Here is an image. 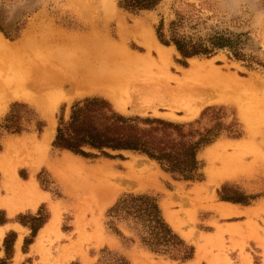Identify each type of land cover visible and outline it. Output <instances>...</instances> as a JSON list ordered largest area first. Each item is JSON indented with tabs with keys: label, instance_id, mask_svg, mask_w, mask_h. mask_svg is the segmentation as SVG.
Listing matches in <instances>:
<instances>
[{
	"label": "rangeland",
	"instance_id": "374dc122",
	"mask_svg": "<svg viewBox=\"0 0 264 264\" xmlns=\"http://www.w3.org/2000/svg\"><path fill=\"white\" fill-rule=\"evenodd\" d=\"M118 1L0 0V25L11 34L19 32V37L12 39L1 30L0 33L7 40L16 41L32 33L35 25L78 36L96 29L114 42L125 44L133 53L147 54L136 31L141 33L147 29L159 40L156 34L159 21L164 18L168 25L175 18V11L180 10L190 16L183 28L185 33L203 38L220 33L237 41L242 56L236 57L228 46L216 49L210 56L184 58L174 45H165L159 40L169 46L171 52L166 75H182L193 59L212 61L224 72L250 79L253 92L260 98L264 96V0H162L154 9L141 11L126 10ZM121 27L130 33L123 37ZM150 54L156 57L155 51ZM171 85L174 86V81ZM52 91L31 88L33 98L14 97L0 105V123L16 101L33 107L45 123L40 132L35 123L22 133L4 131L0 140V154L8 153L7 158L0 161L5 164L4 169L0 167V200L9 199L8 205L15 208L11 212L0 205V219H7L0 223V261L6 257L4 239L8 232L15 231L17 237L8 264H95L104 250L125 257L130 264H264V119L257 120L261 121L257 128L248 127L242 107L231 100L199 103L198 110L189 116L182 105L170 107L159 103L156 109L144 111L132 107L120 109L106 95L91 92L63 96L53 110L51 127L42 105L47 101L46 94ZM86 96L104 97L125 115L158 117L177 123L194 122L207 107H223L224 121L229 123L237 119L242 134L231 137L224 131L215 142L199 151L202 177L197 180L175 179L157 161L132 151H122V157L75 154L83 159L87 168L108 170L95 177L89 174L86 177V173L81 172L80 178H76L59 163L68 150L54 147L53 140L61 107L66 105L64 115L68 118L72 103ZM196 104L197 99L193 106ZM203 124L209 125L210 121L203 119ZM49 128L51 137L45 140ZM8 142L13 143L10 148H7ZM236 142L243 145V150L233 155V163L209 160L207 151L215 143ZM227 151L231 153L232 146H227ZM41 153L46 155L45 161L34 162ZM227 166L228 176L225 174ZM9 168L18 180L15 181L22 187L32 183L35 192L25 194L16 187H7L4 170ZM54 168L68 175L59 174ZM224 170L221 177L219 173ZM210 174L216 180L209 182ZM31 177L35 184L28 180ZM203 186L207 190L202 192ZM131 192L150 194L158 199L166 221L194 247L192 258L180 260L151 250L141 242L132 222L116 221L115 225L125 234L126 240L113 230L114 224L107 212L122 194ZM225 197H239L248 202ZM38 212L47 219L33 241L25 246L26 239L32 237L30 223L33 221L29 216ZM20 214L28 224L19 221Z\"/></svg>",
	"mask_w": 264,
	"mask_h": 264
},
{
	"label": "bare ground",
	"instance_id": "6f19581e",
	"mask_svg": "<svg viewBox=\"0 0 264 264\" xmlns=\"http://www.w3.org/2000/svg\"><path fill=\"white\" fill-rule=\"evenodd\" d=\"M121 28L123 37L130 33V30ZM31 30L32 33L16 41H9L0 33V105L14 97L33 98L31 88L54 90L46 94L47 101L42 105L51 127L54 124L53 110L63 96L91 92L106 95L120 109L132 107L144 111L156 109L159 103L170 107L182 105L189 116L198 110L201 103L231 100L242 107L248 127L257 128L261 123L257 120L264 119V96L260 98L253 92L252 81L224 72L212 61L191 59V65L183 70L182 75H166L171 58L169 46L161 44L147 29L141 30V33L136 31L148 50L147 54L133 53L125 44L114 42L96 29L79 36L55 32L41 25H35ZM151 51L156 52V57L151 56ZM195 99L198 104L193 106ZM51 132L49 128L45 140L51 137ZM12 144L8 142L7 148ZM227 146H232L231 153L227 151ZM241 150L243 145L238 142L215 143L207 151V156L211 162L219 159L229 164L233 163V155ZM7 154H0V159L5 160ZM59 163H63L76 178H80L78 174L81 172H85L86 177L88 174L95 177L108 172L100 167L87 168L83 159L70 151H66ZM53 170L68 175L58 171V168ZM226 170L219 175L222 177ZM4 173L7 187L25 192L11 168L5 169ZM225 174L230 175L229 168ZM214 180L216 178L210 174L209 182ZM203 189L207 190V187L203 186L200 190L203 192ZM7 203L8 200H0V204Z\"/></svg>",
	"mask_w": 264,
	"mask_h": 264
},
{
	"label": "trees",
	"instance_id": "16d2710c",
	"mask_svg": "<svg viewBox=\"0 0 264 264\" xmlns=\"http://www.w3.org/2000/svg\"><path fill=\"white\" fill-rule=\"evenodd\" d=\"M162 0H119L120 7L129 11L151 10ZM190 17L180 10L175 11V18L168 25L162 18L156 26V34L165 45H174L184 57L196 55L210 56L216 49L230 47L236 57L242 56L237 41L224 37L220 33L203 38L183 31ZM0 30L8 37L15 39L19 32L11 34L0 25ZM66 105L61 107L53 146L65 149L85 157H122V151L138 152L158 162L162 169L169 172L175 179L197 180L202 177L199 151L217 140L227 131L231 137H239L242 132L240 123L233 119L224 121L226 112L223 107H207L199 119L194 122L177 123L158 117H142L125 115L112 106L111 102L101 96H86L75 100L70 109V116L65 117ZM208 119L210 124H203ZM35 123L37 129L43 130L44 121L35 109L24 102H13L8 114L0 123V140L3 132L22 133L28 125ZM1 148V142H0ZM113 151L119 153L114 154ZM1 178V175H0ZM225 199L248 202L239 197ZM114 224L113 230L123 239L125 234L115 225L116 221L132 222L141 242L151 250L168 254L173 258L188 260L193 257L194 247L174 231L164 218L158 199L146 193H124L107 212ZM24 215L17 218L23 224ZM32 237L26 239V244L33 241L39 228L46 221L41 212L29 216ZM117 219V220H113ZM7 219H0V223ZM17 237L15 231L7 233L4 239L6 257L0 264H8L13 254V244ZM104 255L95 264H130L129 261L110 251L104 250Z\"/></svg>",
	"mask_w": 264,
	"mask_h": 264
},
{
	"label": "crops",
	"instance_id": "0c3cea01",
	"mask_svg": "<svg viewBox=\"0 0 264 264\" xmlns=\"http://www.w3.org/2000/svg\"><path fill=\"white\" fill-rule=\"evenodd\" d=\"M45 157H46V155L44 154V153H41L40 154V156L39 157H37V159H35L34 160V162H44L45 161ZM1 162L3 161V160H0ZM2 165V166H1ZM4 165L5 164H3V163H0V167L1 168H3L4 169ZM28 180H31V181H33V179H32V177L31 178H29ZM33 183H34V181H33ZM35 184V183H34ZM33 184L32 183H29V184H25V185H23V188H25V194H31V192H35V189H34V187L32 186ZM41 192L42 191H39V193H40V195H42L43 194V196H46L45 195V193L44 192H42V194H41ZM7 201V200H6ZM8 201H9V199H8ZM0 205H4V206H6L11 212H13V210H15V208H13V207H11V206H9L8 205V203L7 204H0Z\"/></svg>",
	"mask_w": 264,
	"mask_h": 264
}]
</instances>
